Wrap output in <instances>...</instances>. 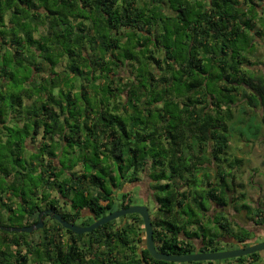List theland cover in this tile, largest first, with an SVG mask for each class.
<instances>
[{
    "label": "trees",
    "instance_id": "obj_1",
    "mask_svg": "<svg viewBox=\"0 0 264 264\" xmlns=\"http://www.w3.org/2000/svg\"><path fill=\"white\" fill-rule=\"evenodd\" d=\"M262 1L0 0V226L35 224L44 203L88 226L127 207L124 186L145 176L159 216L156 249L191 252L181 230L202 219L197 210L192 220L177 217L187 204L200 212L208 201L227 206L224 169L238 161L227 152L229 137L248 107L259 113L252 110L255 126H245L248 139L264 126V72L253 74L237 46L241 37L253 53L254 36L263 39L250 33L256 19L264 29ZM203 164L215 165V174L200 180ZM239 196L232 200L249 209ZM262 208H254L259 224ZM128 217L132 224L113 220L81 234L45 219L36 239L34 231L0 229V264L211 263L137 252L142 219ZM216 220L246 241L228 218ZM193 235L206 239L200 251L218 250L212 231Z\"/></svg>",
    "mask_w": 264,
    "mask_h": 264
},
{
    "label": "rangeland",
    "instance_id": "obj_2",
    "mask_svg": "<svg viewBox=\"0 0 264 264\" xmlns=\"http://www.w3.org/2000/svg\"><path fill=\"white\" fill-rule=\"evenodd\" d=\"M262 2H264V1H262ZM140 3L141 2L138 1L139 5H140ZM261 21H263V20H261ZM169 24L171 26H173L174 23L171 20V22ZM256 40L258 42H261L260 41L261 39L259 37L256 38ZM237 42L239 44L237 46L240 49V53L243 54V56L245 55L247 57V59L249 60L250 63H248V62H246V63H248L250 66H252L251 71L253 72V74L258 75V74H261L262 72H264V46L263 47H262V45L259 46L258 45L259 43L256 44L254 42L255 44L253 46V53H252L251 48L249 49V47H247L244 44L243 38L239 37ZM60 64H62V63H60ZM60 64L58 66H60ZM237 101L239 102L240 99L238 98ZM246 110L251 115L253 114L252 110L254 111V113L256 111L257 115H259L257 109L248 107ZM236 111L237 112L239 111V113H240L241 108L240 109L235 108V113H236ZM251 115L245 116L244 114H241L240 117H243V119L240 122H238L239 123L238 128L235 127V130L237 128V132L233 133L229 137V148L227 149V152L229 155L231 154L233 157H237L238 161H237V159H235L233 161V163H232L233 168L226 166V169H224L225 170L224 172L227 174L226 177H227L228 186H229V188H231L229 190V194L227 195V203H228L227 206L228 205L231 206V205L235 204V201L231 202V198H233L234 192L237 191V190H235L232 183L229 182L230 175L235 176L234 182L237 179V181L235 182L236 185H238V183L243 185V187H241V188H240V186H236V189H238V191L244 192L246 194V199L244 201H245V203L249 204L250 207L253 206V204L256 202V200L259 201V200H261V198L262 199L264 198V126H262V128H260V133L256 136V138H249L248 139L247 133L245 132V130H246L245 126H247L249 124L251 126H255V125H253V123H251V117H250ZM258 119H259V116H258ZM239 130L244 131V135H240ZM36 138H37V140H40L41 134ZM48 141H49V143H51L50 140H48ZM25 155L27 157V152ZM29 158H30V156L28 157V159ZM61 159L65 160L62 157H61ZM69 160L74 161L75 157L74 158L72 157ZM211 164L210 165L207 164V165L211 169H215V165L213 168ZM210 168H206V171L209 170ZM137 183L141 187L140 188L137 187L132 192H130V198L135 202H140L141 200L145 199L147 194L151 195L152 190L149 187V181L144 176H142L141 180ZM199 183H200V180H199ZM199 183L197 185H199ZM130 187L131 186H124L123 191H128L130 189ZM158 195H161V191H159ZM146 198H148V197H146ZM240 199H242V198H240ZM147 202H148V200H147ZM152 202H153V200H152ZM102 203L104 204L105 202H102ZM116 203L119 204V202H116ZM240 203H241V201L239 200L238 201L239 206H240ZM62 204L63 203H60L59 205L63 206ZM151 205H152L151 202H149V206H151ZM191 206L194 207V204H191ZM149 209H151V207ZM248 210L250 212H248V214H247V219L244 218L243 220H241L243 222V224H245L247 226L249 225V223L251 221L250 218H253V219L256 218L254 216L253 212H251V209L249 208ZM229 211L233 213L231 208L229 209ZM197 214L200 216V209H199ZM121 217H118V218H121ZM231 217H232V220L235 221L234 214H232ZM2 220H3V222L6 221L5 218ZM79 221H81V219H79L78 222ZM241 221H239V222H241ZM36 231L37 230H34V232L36 234L33 235L34 236L33 239H36L38 236V233ZM242 231L243 230L240 229L239 233ZM262 239H264V236H262L260 238V240H262Z\"/></svg>",
    "mask_w": 264,
    "mask_h": 264
},
{
    "label": "crops",
    "instance_id": "obj_3",
    "mask_svg": "<svg viewBox=\"0 0 264 264\" xmlns=\"http://www.w3.org/2000/svg\"><path fill=\"white\" fill-rule=\"evenodd\" d=\"M201 167H203V168H201ZM206 168H210V167H207V164H203V165L199 166V170L197 172H195V176L197 178H200V180H204L205 179L204 171H206ZM206 173H208L211 176H213L215 174V172L213 170H211V168L209 170H207ZM209 179L210 178H208V180ZM236 181H237V179H236ZM235 182L233 181L232 185L234 186L235 190H237V191L234 192L233 197L234 196L241 197L239 195H242V193H243V195H244L243 202H244V200L246 199V194L244 192L238 191V189H236V186H240V188H241V187H243V185L239 184V183H238V185H236ZM125 186H130V185L128 183ZM132 191L133 190H131V192ZM228 194H229V191H227V195ZM232 201L233 200L231 198V202ZM238 201L239 200L235 201V204L231 205V206L230 205L224 206V205L218 204V203L212 204V203H209V201H208L207 210L205 212H200V217L202 219L201 224H200L201 226L197 227V224H194V225L193 224H188V223L185 224V226L181 230V236H182V239L184 241L189 242V248H190L191 252L196 251L205 242L206 239L205 240L202 239V238H204V236L196 237L195 235H193L195 232L201 234V232H203V230L205 231V233L207 231H212L213 233L218 235L216 237V240L219 242L218 246L219 247L221 246L222 249H226L227 250V249H232V248H238V247L246 246L245 244H240V243H244V242L237 243L238 239L235 236L228 235V234L225 233V231H221V230L218 229L217 223H216L217 222L216 218L217 217L220 218L222 216L225 217V218H228V221L230 222L233 230H235L234 232H239V230L241 229V230L245 231L248 234L247 238L256 237V235L259 234V236L256 237V239L255 238L254 239L255 240H260V238L264 234V224H259L258 223L257 217L254 214L255 213L254 208H259V206H261V207H263L262 209L264 210V198L263 199L261 198V200H259V201L256 200V202L253 204L252 207H250L249 204L246 203L250 207L251 212H253L254 216L256 217L255 219L250 218L251 221H250L248 226L243 224V222L241 220H243L244 218L247 219V214H248L249 210H248V208L240 207L238 205ZM240 201L242 202L241 199H240ZM187 207L188 208H186L185 211L181 212V217H179V216L177 217L179 224L181 222H183V221H180V219H182V220H192V219H194V216H193L194 210H197V212H198L197 208L190 207L188 204H187ZM230 208L233 211V213L229 211ZM153 211H155V209H153ZM185 212L187 213V215H186ZM232 214H234L235 221L232 220V217H231ZM154 216H155V212L153 213V219H154ZM155 218L159 219V216L156 215ZM239 221H241V222H239ZM129 223L132 224L133 220L130 221ZM253 231H256V235L253 233ZM185 233H186V235H184ZM245 242H247V240ZM140 248H141V246L137 248L138 252H140ZM239 263L240 264H264V252L263 253H258V255L256 257V260H253L251 258L246 257ZM239 263L231 259L228 262L227 261H220V262L213 261V262L208 263V264H239ZM205 264H207V263H205Z\"/></svg>",
    "mask_w": 264,
    "mask_h": 264
},
{
    "label": "water",
    "instance_id": "obj_4",
    "mask_svg": "<svg viewBox=\"0 0 264 264\" xmlns=\"http://www.w3.org/2000/svg\"><path fill=\"white\" fill-rule=\"evenodd\" d=\"M52 210H47V212H51ZM45 214L41 212L38 215V221L33 225L29 226H0L1 230L5 231H14V232H32L35 229H39L43 226V220L41 219V215ZM127 214H138L143 222L144 228V244L145 249L148 251L150 257L157 261H164L169 263H185V262H196V261H221L224 259H232L245 255H249L254 252H259L264 250V241L254 243L252 245H248L245 247H239L229 250H220V251H196L185 254H171V253H163L156 249L155 243L153 240V225L150 219L149 211L146 205H129L128 207L120 208L117 210H113L106 215L95 219L88 226H80L73 224L71 222L66 221L61 217L59 213H52V217L65 229L70 230L73 233L81 234L85 232H90L93 229L106 224L118 217L127 215Z\"/></svg>",
    "mask_w": 264,
    "mask_h": 264
},
{
    "label": "clouds",
    "instance_id": "obj_5",
    "mask_svg": "<svg viewBox=\"0 0 264 264\" xmlns=\"http://www.w3.org/2000/svg\"><path fill=\"white\" fill-rule=\"evenodd\" d=\"M263 4L264 3H261V9L260 10H262V8H264V6H263ZM258 11H259V8L257 9ZM262 26H261V23L256 19L255 20V25L253 26V28H252V30H250V33H253L254 35L255 34H257L258 33V30L261 32V34L260 35H262L263 34V28H261ZM260 28V29H259ZM260 38V39H262L261 37L262 36H258V35H255L254 36V42L257 44V43H259L257 40H256V38ZM261 41V40H260ZM254 43V44H255ZM259 45V44H258ZM19 127H22L21 125H19ZM40 135V134H39ZM39 135H37V137L39 136ZM53 138H55V137H53ZM33 146V145H32ZM145 177V176H144ZM142 178V177H141ZM141 180V179H140ZM139 180V181H140ZM210 181H212L211 179H209ZM138 181V182H139ZM129 185L131 186L130 187V189L128 190V191H124V192H126V193H128V196L126 197V199L123 201V203L125 204V201L126 202H129V199L131 200V204L130 205H140V204H137L135 201H133L131 198H130V192H131V190H134L135 188H140L141 186H139L138 185V183L137 182H135V183H129ZM149 196H151L152 198L151 199H148V198H150ZM116 197H117V199H116V202H119V204H117V205H120L121 204V202H122V197H120L119 196V194H117L116 195ZM146 197H148V198H146V204H142V205H146L147 206V208H148V211H149V215H150V219H151V222L153 221V213L156 211V205H157V203L155 202V200L153 199V196L152 195H148L147 194V196ZM128 198V199H127ZM190 198V196H188V198L187 199H189ZM119 199L121 200V201H119ZM118 200V201H117ZM147 200H148V202H147ZM152 200H153V202H152ZM149 202H151V206H149ZM103 204V203H102ZM105 204V203H104ZM128 207V206H127ZM151 207V209H149ZM121 208H124V207H121ZM117 209H120V207L119 208H117ZM117 209H115V210H117ZM153 209H155V211H153ZM152 211V212H151ZM128 215H130V214H127V215H124V217L123 218H117V219H114V220H116V222L118 223V225L119 226H121L122 224H124V223H128V224H131V223H129L130 221H132L131 219H130V217H128ZM139 216V215H138ZM140 217V216H139ZM141 218V217H140ZM113 221V220H112ZM141 224V223H140ZM153 225V224H152ZM194 225V224H193ZM140 228H141V230H140ZM35 230H38V229H35ZM135 230H140L142 233H141V244L139 243V244H135V247H136V251H137V248L138 247H140L141 246V250L142 249H144L145 248V244H144V242H145V240H144V228H143V222H142V225H140L139 226V228H136ZM34 231V230H33ZM32 231V232H33ZM254 244V243H253ZM250 245H252V244H250ZM155 246H156V244H155ZM203 246V245H202ZM246 246H248V245H246ZM219 247V246H218ZM242 247H245V246H242ZM200 248V247H199ZM199 248L196 250V251H200L199 250ZM239 248V247H238ZM232 249H234V248H232ZM220 250H226V249H222V247L220 246L219 248H218V250H214V251H220ZM227 250H229V249H227ZM196 251H194V252H196ZM208 251H211V250H208ZM138 252V251H137ZM204 252H207V251H204ZM189 253H191V252H189ZM245 256H247V255H245ZM238 258V257H237ZM233 259V258H232ZM225 260H231V259H224V260H221V261H225ZM202 262H206V261H202ZM211 262H213V261H211ZM218 262V261H217ZM220 262V261H219Z\"/></svg>",
    "mask_w": 264,
    "mask_h": 264
},
{
    "label": "flooded vegetation",
    "instance_id": "obj_6",
    "mask_svg": "<svg viewBox=\"0 0 264 264\" xmlns=\"http://www.w3.org/2000/svg\"><path fill=\"white\" fill-rule=\"evenodd\" d=\"M263 34H264V29H263ZM260 45H262V47L264 46V35H263V39H261V42H259V46ZM150 198H148V199H151L152 197L151 196H149ZM128 199V198H127ZM119 201H121V200H119ZM137 204H140V205H142V204H146V197H145V199H143V200H141L140 202H136ZM126 204H131V203H129V202H126L125 201V204L123 203V205H126ZM128 205V206H129ZM43 207H42V210L38 213V215L41 213V212H44L45 211V214H42L41 215V219L42 220H45V219H52V220H55L51 215H52V213H54V212H56V213H59L60 214V211H59V207L57 206V204L55 205H50V204H43L42 205ZM121 208V207H120ZM52 210L51 212H47V210ZM152 212V211H151ZM61 215V214H60ZM106 215V214H105ZM86 216H88V215H83L82 217L83 218H85ZM62 217V216H61ZM88 217H90V216H88ZM124 217V216H123ZM123 217H121V218H123ZM64 219V218H63ZM81 220H82V218H80ZM66 220V219H65ZM95 219L93 218L92 219V222L94 221ZM56 221V220H55ZM67 221V220H66ZM68 222H70V221H68ZM92 222H90L89 223V225L92 223ZM71 223H73V222H71ZM73 224H76V225H80V223H73ZM32 225V224H31ZM34 225V224H33ZM81 226V225H80ZM64 228V227H63ZM65 229V228H64ZM253 233L256 235V231H253ZM254 236V235H253ZM259 236V234L258 235H256V237H258ZM262 236H264V234L262 235ZM256 237H249V238H247L246 240H247V242H244V243H241V244H245V245H250V244H253V243H258V242H262V241H264V239H262V240H255L256 239ZM255 238V239H254ZM238 242L237 243H239V242H241L240 240H237ZM264 252V250H261V251H259V252H257V253H263Z\"/></svg>",
    "mask_w": 264,
    "mask_h": 264
}]
</instances>
